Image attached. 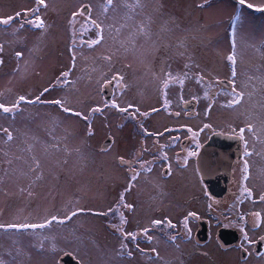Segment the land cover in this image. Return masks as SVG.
<instances>
[{
  "label": "rangeland",
  "instance_id": "obj_1",
  "mask_svg": "<svg viewBox=\"0 0 264 264\" xmlns=\"http://www.w3.org/2000/svg\"><path fill=\"white\" fill-rule=\"evenodd\" d=\"M9 18L0 24V103L34 102L0 109V264H60L66 254L81 264H162L126 262L110 228L118 224L108 206L123 181L117 155L136 142L125 110L159 108L148 118L158 132L188 121L196 144L212 131L243 135L253 151L241 194L228 210L206 212L202 201L196 214L218 225L224 212L243 235L264 237V0H0V19ZM176 67L202 105L192 119L175 118L172 105L160 111L177 96L160 97L158 81ZM114 80L124 93L105 97ZM109 134L119 145L104 151ZM144 207L149 220L155 210L141 204L138 216ZM212 255L199 264L231 259ZM178 256L164 252L163 264ZM251 260L264 264V255Z\"/></svg>",
  "mask_w": 264,
  "mask_h": 264
},
{
  "label": "flooded vegetation",
  "instance_id": "obj_2",
  "mask_svg": "<svg viewBox=\"0 0 264 264\" xmlns=\"http://www.w3.org/2000/svg\"><path fill=\"white\" fill-rule=\"evenodd\" d=\"M176 71L177 67L171 69L170 74L166 73L165 78L158 81L160 97L165 95V98H171L175 97V94L177 96V99L172 98L169 104L164 102L160 111L172 105L178 109L172 111L175 118L183 115L185 119H192L197 116L196 107L199 106L200 109L202 105H199L196 98L194 99L195 93L191 91L193 86L191 77L185 75V78ZM223 80L226 79H221L220 84L225 86L222 83ZM108 84H111L109 86L111 97L117 90H119L118 93H124V85L117 86L115 80ZM218 95L219 93L217 94L215 90L210 92V96ZM187 97L189 98L186 99ZM118 109L121 110L119 107ZM125 111L132 116L128 126L132 128L131 135L136 142L125 141L124 146L129 147L130 150L117 155L116 162L123 174V181L116 190V198L108 206L117 215L118 227L110 228L115 233L120 232L116 236L119 251L122 252L124 260L127 262L144 258L147 261L163 264L167 262L166 259L163 261V253L173 250L177 252V255L179 254L180 258L178 260L175 257L176 264H199L201 260L212 258L213 252L221 254V257L229 254L230 260L222 259L223 263L226 261V264H249L254 261L251 259H259L263 256L264 237L255 239L243 235L237 226V221L225 218L228 215L224 212H221L218 225L208 216L196 214V209L200 207L202 201L206 212L212 209L228 210L241 194L242 181L238 178L240 176L248 178L252 175L247 159L253 151L248 148L243 135L235 130L212 131L208 133L207 139L196 144L191 134L193 132H189L188 128L187 131L185 129V124L187 127L193 125L188 121L182 122L183 125L180 122L169 123L163 127L165 132H158L153 125L149 124V121L152 119V114L159 111V108L153 109L146 116H142L144 113L141 111L136 115L131 110ZM126 116L128 120L129 116ZM170 124L173 125L171 129L168 127ZM123 128L121 125L118 131ZM217 132L242 136L243 139H241V157L233 158L226 191L223 196L214 198L199 168V156L210 137ZM106 141H108L107 144ZM117 145H119L117 139L109 134L101 147L104 151H108ZM171 148L174 149L175 156L165 154ZM203 164L205 173L219 178V183L227 177V161L218 168L213 166L211 158L207 160L205 158ZM259 167L260 164L257 165V169ZM255 168L256 165L253 170ZM141 204L149 205L147 208L155 210L154 216L149 220L146 218L148 213L145 211L146 207L138 216ZM166 207H170L179 216L172 217V213H168ZM156 221L160 223L157 224ZM48 224L50 225L51 222ZM173 237H175L174 240Z\"/></svg>",
  "mask_w": 264,
  "mask_h": 264
},
{
  "label": "water",
  "instance_id": "obj_3",
  "mask_svg": "<svg viewBox=\"0 0 264 264\" xmlns=\"http://www.w3.org/2000/svg\"><path fill=\"white\" fill-rule=\"evenodd\" d=\"M89 7L86 6L83 9V12L85 14H88ZM222 83L230 87L231 82L228 80H223ZM108 85L106 86V89H108ZM111 95L110 92L107 90L104 91V96L110 98ZM108 141H106V144ZM241 137L231 134H224V133H214L211 137L209 142L203 147L199 163H200V169L203 176L204 181L206 182V185L208 186V189L211 193V195L214 198H219L224 195L226 191L227 184L230 180V167L232 162L234 161V156H238V158L241 157ZM211 158L212 164L214 167H219L224 161L228 162V168H227V177H224L223 183H219V178L209 175L205 173L204 170V160ZM224 239V238H223ZM71 262V263H70ZM60 264H81L79 261L75 260L74 257L70 254L64 255L60 259Z\"/></svg>",
  "mask_w": 264,
  "mask_h": 264
},
{
  "label": "snow or ice",
  "instance_id": "obj_4",
  "mask_svg": "<svg viewBox=\"0 0 264 264\" xmlns=\"http://www.w3.org/2000/svg\"><path fill=\"white\" fill-rule=\"evenodd\" d=\"M37 2L40 3V4H43V3H44V0H37ZM108 2L111 3V0H108ZM240 3L243 4V3H244V0H240ZM248 7H252V5H248ZM10 19H11V18H9V19H0V24H5V25H7V24L10 23ZM29 22L31 23V21H29ZM35 26H36V27H42L43 24H42V22H41L40 24H36ZM98 42H99V40L95 41L94 43H98ZM17 55L19 56L20 53H17ZM229 59H230V60H233V62H234V56H230ZM63 75H64L65 77H67V76H68V73H64ZM45 91H47V89H46ZM37 99H38V98H37ZM19 102H28V103H32V102H34V101H27V100H26V97H24V96H20L19 99H18V101H17V103L14 104V105H12L11 107L5 106L3 103H0V109H3V111H4L5 113L12 112L14 108H18V106H19ZM235 102H236V103L239 102V96L237 97V99H236ZM54 103L60 104V101H54ZM65 111H68V109H65ZM5 131H7V130L5 129ZM7 138H8V140H11V139H12V136H11L10 133L8 134V137H7ZM241 139H243L242 136H241ZM192 155H195V153H192ZM262 199H264V197H262ZM72 215H76V213L73 212ZM69 218H70V217H69ZM53 219H56V218L53 217ZM155 223L158 224V223H160V222H159V221H156ZM10 227H16V226H15V225H12V226H10ZM20 227H32V228H35V227H44V225H21ZM128 235H132V234H128ZM172 239L174 240L175 237H173Z\"/></svg>",
  "mask_w": 264,
  "mask_h": 264
}]
</instances>
